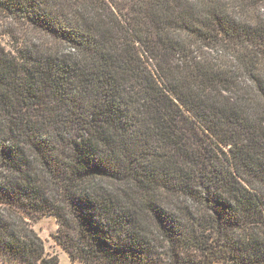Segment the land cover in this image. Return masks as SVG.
Returning <instances> with one entry per match:
<instances>
[{
    "label": "trees",
    "instance_id": "16d2710c",
    "mask_svg": "<svg viewBox=\"0 0 264 264\" xmlns=\"http://www.w3.org/2000/svg\"><path fill=\"white\" fill-rule=\"evenodd\" d=\"M0 261L264 264V0H0Z\"/></svg>",
    "mask_w": 264,
    "mask_h": 264
},
{
    "label": "rangeland",
    "instance_id": "374dc122",
    "mask_svg": "<svg viewBox=\"0 0 264 264\" xmlns=\"http://www.w3.org/2000/svg\"><path fill=\"white\" fill-rule=\"evenodd\" d=\"M0 44L2 47L9 51L13 49V47L11 46L13 45L12 42L6 37L0 40ZM32 227L43 240L47 252L52 254L56 253L58 255L60 264H70V260L67 254L54 242L52 238V234L55 233L57 229V225L54 218L48 216L37 218L36 220L32 221ZM76 264L80 263L76 262Z\"/></svg>",
    "mask_w": 264,
    "mask_h": 264
},
{
    "label": "crops",
    "instance_id": "0c3cea01",
    "mask_svg": "<svg viewBox=\"0 0 264 264\" xmlns=\"http://www.w3.org/2000/svg\"><path fill=\"white\" fill-rule=\"evenodd\" d=\"M76 262H78V261H74L73 264H76ZM79 263H80V262H79ZM0 264H8V263H4V262L0 261ZM70 264H71V262H70ZM80 264H81V263H80Z\"/></svg>",
    "mask_w": 264,
    "mask_h": 264
}]
</instances>
